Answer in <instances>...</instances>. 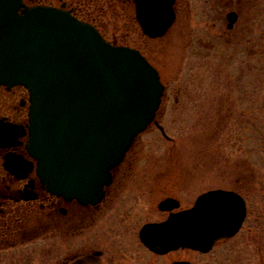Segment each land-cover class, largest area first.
Instances as JSON below:
<instances>
[{
    "label": "water",
    "instance_id": "water-1",
    "mask_svg": "<svg viewBox=\"0 0 264 264\" xmlns=\"http://www.w3.org/2000/svg\"><path fill=\"white\" fill-rule=\"evenodd\" d=\"M143 33L163 38L176 21V0H135ZM233 29L239 15L227 16ZM30 92L29 151L49 192L97 205L137 138L155 122L165 87L137 50L108 43L70 13L0 0V87ZM165 135V129L156 123ZM175 199L160 203L169 218L140 232L154 254L179 250L209 254L236 237L247 204L236 192L214 190L189 209ZM173 264H192L175 262Z\"/></svg>",
    "mask_w": 264,
    "mask_h": 264
},
{
    "label": "rangeland",
    "instance_id": "rangeland-1",
    "mask_svg": "<svg viewBox=\"0 0 264 264\" xmlns=\"http://www.w3.org/2000/svg\"><path fill=\"white\" fill-rule=\"evenodd\" d=\"M231 2L179 0L176 25L167 37L154 44L159 47L161 62L155 53L149 57L160 68L165 82L191 84V92H186L195 99L188 105L189 113L160 117L168 138L154 127L140 139L142 158L135 171L158 177L154 182L148 180L135 192L136 198L126 202L140 211L141 221L136 226L134 221L130 229L128 225L112 227L109 222L101 223V231L86 236L85 239L96 235L111 239L109 244L116 247L108 251L116 259L110 264H264V0H235V12L240 18L231 33L235 36V53L228 54L227 61L218 57L220 52L226 53L227 46L208 55V47L202 42L216 35L214 23L219 24V31L227 30ZM112 17L115 16L107 14L104 21L114 22ZM111 30L106 35L111 41L127 40L132 46L142 41L136 26L131 31L121 28L118 35ZM215 85L218 89H213ZM212 101L214 106L218 104V115H202L201 109ZM173 174L177 178L168 180ZM218 189L241 194L248 214L240 233L218 242L209 254L179 250L156 257L139 239L115 238L137 237L144 224L164 221L167 216L158 210V204L167 197L180 201L181 211L192 208L202 194ZM55 242L0 253V264H56L60 250L53 246ZM44 247L52 249L53 255L43 253ZM98 248L106 251L104 244Z\"/></svg>",
    "mask_w": 264,
    "mask_h": 264
},
{
    "label": "flooded vegetation",
    "instance_id": "flooded-vegetation-1",
    "mask_svg": "<svg viewBox=\"0 0 264 264\" xmlns=\"http://www.w3.org/2000/svg\"><path fill=\"white\" fill-rule=\"evenodd\" d=\"M22 1L30 8H54L70 13L81 22L95 27L111 44L139 50L151 64L153 63L149 57L151 52L152 55L155 53L156 60L161 62L158 54L159 47H154V44L170 34L178 21L179 14V0H176L175 24L163 38L151 39L143 33L137 20L135 0ZM228 8H230V11L226 15L227 30L222 28L219 31L217 28L219 24L214 23V27L217 29L216 35L202 41L208 47L206 51L208 55L217 51L223 45L227 46L225 54L217 53L218 57L224 62L230 56L228 54L232 53L234 55L235 53V36H231V33L235 31V24L233 29H228L229 21L227 20L230 13H235V0H232ZM107 14L115 16L111 18L114 22L104 21ZM219 18L218 21L222 25L221 14ZM121 20H123V23L119 24L118 22ZM117 24L127 31H131L136 26L142 36L140 45L132 46L127 40L121 42L116 38L112 41L107 39L106 35L112 31L111 29H113L114 35H118L121 28L120 26L117 27ZM109 26L114 27L109 28ZM130 34L128 33V35ZM227 36L228 38H226ZM229 48H231V52L228 51ZM152 65L159 73L161 72L159 67L155 64ZM160 76L165 92L155 123L148 131L154 127V129L160 131L156 122L160 125L162 115L189 113L190 107L188 105L195 99L192 93L188 95V92H191V84L185 83L184 86H176L179 83L177 80L165 82L161 73ZM216 77L219 78L220 75L217 73ZM173 83L175 84L173 85ZM216 86L213 89H218ZM30 99V92L24 86L0 87V253L11 250L18 251L21 248H27L38 243L46 246L49 241L56 240L53 246L60 250L59 253H56L59 258L56 264H110L116 259L114 253L108 251V248L115 249L114 247H116L109 244L111 239L98 235L93 239L85 238L87 235L92 236L101 231V223L109 222L112 227L117 224H120V227L128 225L130 229L134 226V221L135 226L141 221L140 211L134 210L135 207L126 202L135 199V192L141 190L148 180L154 182L158 178L153 175L148 177L146 174L135 171L142 158L143 148L141 147L142 149L138 150L142 136L136 140L123 163L112 172V182L110 186L105 188V197L101 203L84 206L77 200L67 201L65 198L53 195L48 191L47 186L38 174V162L30 154ZM220 99H218V102L222 101V98ZM204 108L201 109V114L208 116L216 115L219 110L218 104L214 106L213 101L205 104ZM161 134L163 135L162 132ZM175 178L177 176L173 174L167 179L172 181ZM218 190L235 192V190ZM168 198L175 199L174 197H167L166 199ZM179 203L181 205L180 201ZM161 213L166 214V219L170 215V213ZM150 223L152 222L144 224L141 229ZM102 232H106V230L103 229ZM115 238L139 239L141 242L140 232L137 237L118 236ZM80 242L85 244L80 246ZM111 243L115 244L117 242L113 241ZM103 244L106 246V251L98 248L102 247ZM42 252L50 255L54 253L52 249H47V247H44ZM150 253L156 257H163Z\"/></svg>",
    "mask_w": 264,
    "mask_h": 264
}]
</instances>
